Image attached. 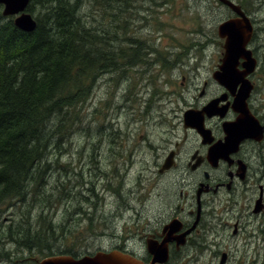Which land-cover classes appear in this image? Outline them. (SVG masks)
<instances>
[{
	"label": "rangeland",
	"instance_id": "1",
	"mask_svg": "<svg viewBox=\"0 0 264 264\" xmlns=\"http://www.w3.org/2000/svg\"><path fill=\"white\" fill-rule=\"evenodd\" d=\"M248 3L251 11L260 8L264 12V0H249ZM2 8L1 4V12ZM108 12L91 9L85 4L80 8L82 17L86 16L96 28H106L102 26L112 23L116 33L112 36L114 45L121 48V53L132 52L135 45H140L143 61L123 67V58L120 57L118 68H105L95 78L91 95L80 105L78 127L64 144L65 150H49L53 154L45 158L48 165L42 173L43 184L33 189V193L48 194L51 200L34 199L29 190L25 201L7 200L0 205V235H4L3 228L10 220L21 218L20 215L26 214L27 210L30 218H37L39 211H43L55 227L56 237L50 242L49 249L54 252L73 250L76 254H51L44 249L49 253L46 256L68 254L81 257L115 246L138 255L146 253L135 232L137 211L144 208L140 211L144 220L139 224L152 219L153 215L159 219L162 199L156 195L154 180L147 184L144 197L141 193H130L129 187L135 184L139 168L148 166L146 159L151 158V150L161 148L160 136L169 128L155 110L189 105L186 97L183 104L182 98L177 96L180 88L184 90V96L191 97L197 96V87L203 81L212 85L208 70L212 65L215 67L223 43L217 35V26L232 16L219 0H130L129 7L119 8V18ZM30 14L36 15L34 12ZM159 57L162 60H158ZM123 68L127 69L125 74ZM182 76L186 79L180 84ZM138 92L145 96L151 93L149 107L150 98L145 105L141 101L136 102L140 98ZM190 97L188 101L192 102ZM147 111L152 113L151 116H147ZM84 146L87 152L94 150L96 160L90 171L94 183L92 191L76 169L77 153ZM128 161L133 165L124 175L123 169ZM123 182L125 193H112L119 190ZM214 212L217 215L209 217L210 228L203 235L207 249L201 251L196 248L197 251L192 250L191 256L181 257L177 264H212L214 251L213 263L217 264L220 248L230 251L229 264L240 263L238 256L243 262L248 260L249 264H264V238L256 228L252 233V226L258 224L257 218L242 219L245 231L237 236L231 231L233 218L239 211L233 208L230 212ZM37 225L38 221L34 226ZM0 247L9 251L0 264H28L30 257L44 258L35 250L17 249L4 237H0Z\"/></svg>",
	"mask_w": 264,
	"mask_h": 264
},
{
	"label": "flooded vegetation",
	"instance_id": "2",
	"mask_svg": "<svg viewBox=\"0 0 264 264\" xmlns=\"http://www.w3.org/2000/svg\"><path fill=\"white\" fill-rule=\"evenodd\" d=\"M235 4L242 15L223 4L232 13L226 19H248L252 32L246 49L254 66L247 69L243 65L244 57H238L235 71L239 76L229 86L221 83L215 77L224 51L221 43L220 57L215 67L212 65L208 70L212 85L203 81L197 87V96L193 95L192 98L186 94L184 96V90L180 88L177 96L182 98L183 104L187 99L189 105L155 110L165 119L169 128L160 136L161 148L151 150V158L146 159L148 166L139 168L135 184L129 190L132 194L137 192L144 197L147 184L154 180L156 195L162 199L161 214L159 219L153 215L152 219L139 224L144 220L140 216L144 208L137 211L135 232L146 253L138 255L114 245L110 250L127 252L147 263L152 257L148 248L158 247L165 238H169L168 257L162 264H177L181 257L191 256L192 250L207 249L203 235L209 231V217L217 215L214 211L230 212L233 208L239 212L233 218L232 235L238 236L245 231L242 219L257 218L258 224L252 226V233L256 228L264 238V12L260 8L251 11L248 9L250 3ZM258 5L263 7L262 4ZM185 79L182 76L179 83L183 84ZM151 93L147 96L138 94L140 98L136 102L144 101L145 105L146 100L152 97ZM188 97L192 102L188 101ZM151 100L148 101V107ZM188 110L199 113L201 132L185 125L184 113ZM146 113L147 116L152 114L149 111ZM132 165V161L125 163L124 175ZM124 190L123 182L119 190L115 189L112 193L122 195ZM170 222L175 224L172 232L164 229ZM186 231L183 243H180V235ZM219 251L217 264H229L230 251L226 248H220ZM215 254L216 251L212 254V264ZM238 257L240 263L233 264H249L248 260L243 262Z\"/></svg>",
	"mask_w": 264,
	"mask_h": 264
},
{
	"label": "trees",
	"instance_id": "3",
	"mask_svg": "<svg viewBox=\"0 0 264 264\" xmlns=\"http://www.w3.org/2000/svg\"><path fill=\"white\" fill-rule=\"evenodd\" d=\"M83 4L119 18V8L129 7L130 0H30L26 11L36 14L32 31L17 28L13 18L0 10V205L7 200L25 201L29 190L34 199H50L33 189L43 184L45 158L53 152L49 150H65L64 144L78 127L80 105L91 95L95 78L105 68H118L120 57L123 67L143 61L140 45L127 54L114 45L112 23L96 28L83 18ZM77 154L76 169L92 191L94 150L87 152L84 146ZM26 212L10 220L0 237L17 249H32L44 256L63 252L76 256L73 250L49 249L56 237L51 218L43 211L37 218ZM8 255L0 247V260Z\"/></svg>",
	"mask_w": 264,
	"mask_h": 264
},
{
	"label": "water",
	"instance_id": "4",
	"mask_svg": "<svg viewBox=\"0 0 264 264\" xmlns=\"http://www.w3.org/2000/svg\"><path fill=\"white\" fill-rule=\"evenodd\" d=\"M234 12L242 15L239 6L231 0H220ZM30 0H0L3 5L2 15L13 16L14 25L23 31H32L36 26L34 17L27 12L26 8ZM252 27L246 17L241 19L229 18L220 22L217 26V34L224 39L223 54L219 71L215 77L224 85L229 86L233 80L239 76L236 71L237 58L244 57V66L247 69H252L254 62L249 57V51L246 49V44L251 36ZM249 66V67H248ZM249 72V71H248ZM229 88V87H228ZM185 125L192 126L198 131L201 130L200 115L197 111L188 110L184 113ZM174 223L170 222L164 229L172 232ZM171 230V231H170ZM180 235L178 240L183 243V237L187 233ZM165 238L158 247L151 246L148 252L152 255L149 262H143L121 250L102 251L98 250L92 255H83L81 257H73L68 254L49 255L44 258L30 257L35 264H162L168 257L167 241Z\"/></svg>",
	"mask_w": 264,
	"mask_h": 264
}]
</instances>
